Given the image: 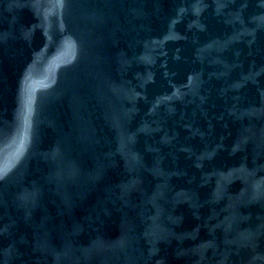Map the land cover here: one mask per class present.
Here are the masks:
<instances>
[{"label": "water", "instance_id": "95a60500", "mask_svg": "<svg viewBox=\"0 0 264 264\" xmlns=\"http://www.w3.org/2000/svg\"><path fill=\"white\" fill-rule=\"evenodd\" d=\"M0 264H264V0H0Z\"/></svg>", "mask_w": 264, "mask_h": 264}]
</instances>
